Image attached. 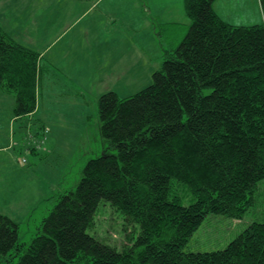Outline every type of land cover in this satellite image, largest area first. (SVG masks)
<instances>
[{
  "label": "trees",
  "instance_id": "16d2710c",
  "mask_svg": "<svg viewBox=\"0 0 264 264\" xmlns=\"http://www.w3.org/2000/svg\"><path fill=\"white\" fill-rule=\"evenodd\" d=\"M216 1L184 0L191 23L150 86L100 96L107 146L27 247L19 224L0 214V264H264V221L225 249H187L209 215L242 220L255 209L264 181V24H229ZM42 60L0 26V88L16 94L14 119L37 110ZM101 202L138 225V235L117 246L89 234Z\"/></svg>",
  "mask_w": 264,
  "mask_h": 264
},
{
  "label": "rangeland",
  "instance_id": "374dc122",
  "mask_svg": "<svg viewBox=\"0 0 264 264\" xmlns=\"http://www.w3.org/2000/svg\"><path fill=\"white\" fill-rule=\"evenodd\" d=\"M35 1L0 0V23L43 55L34 114L14 119L16 94L0 88V147H9L0 151V214L19 224L25 247L59 195L76 187L86 164L103 154L100 96L115 91L124 98L150 86L165 51L180 42L191 23L184 0H37L36 17ZM214 8L234 26L264 24L260 0H217ZM260 186L255 209L242 220L209 215L187 249H225L250 223L263 222L264 181ZM179 193L184 195L182 188ZM88 233L122 246L124 237L138 235L139 226L101 202Z\"/></svg>",
  "mask_w": 264,
  "mask_h": 264
},
{
  "label": "crops",
  "instance_id": "0c3cea01",
  "mask_svg": "<svg viewBox=\"0 0 264 264\" xmlns=\"http://www.w3.org/2000/svg\"><path fill=\"white\" fill-rule=\"evenodd\" d=\"M40 1H41V0H40ZM40 1H39V2H40ZM101 1H102V0H101ZM39 2H38L37 0L35 1V5H34V7H35V11H34V13H35V17H36L37 15H39V13H40V12L38 11L39 9H41V6H40L41 4L39 5ZM102 2H103V1H102ZM215 3H216V2H215ZM215 3H214V5H215ZM99 4H100V3H99ZM46 9H48V10H53L54 7H52V6H47ZM214 9H215V8H214ZM215 11H216V10H215ZM217 14H218V13H217ZM13 24H16V21H15V20L13 21ZM0 26H1L4 30H6V31L8 32L9 35L13 36L14 38H16L17 41H19V40H18V36H17V37L14 36V35L12 34V32H10V30H7V29L5 28V25H4L3 23H2V24L0 23ZM42 32H43V31H42ZM40 38H41V37H40ZM40 38H38V40H39ZM38 52H39V51H38ZM1 150H3V149L0 147V151H1Z\"/></svg>",
  "mask_w": 264,
  "mask_h": 264
}]
</instances>
